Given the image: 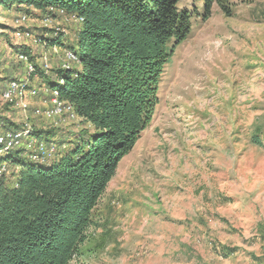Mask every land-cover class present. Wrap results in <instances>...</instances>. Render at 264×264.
<instances>
[{
    "label": "rangeland",
    "instance_id": "374dc122",
    "mask_svg": "<svg viewBox=\"0 0 264 264\" xmlns=\"http://www.w3.org/2000/svg\"><path fill=\"white\" fill-rule=\"evenodd\" d=\"M180 6L191 12L188 35L164 64L152 118L118 162L69 264H264V0L214 2L206 18L200 2ZM78 22L0 10V93L11 81L36 90L0 96V118L28 133L22 144L35 143L33 129L51 134L46 161L22 147L34 161L57 159L91 130L67 114L46 117L47 87L26 71L76 66L64 51ZM47 30L64 44L39 42ZM23 47L32 62L20 60ZM15 174L7 165L8 185Z\"/></svg>",
    "mask_w": 264,
    "mask_h": 264
},
{
    "label": "trees",
    "instance_id": "16d2710c",
    "mask_svg": "<svg viewBox=\"0 0 264 264\" xmlns=\"http://www.w3.org/2000/svg\"><path fill=\"white\" fill-rule=\"evenodd\" d=\"M194 1L204 18L212 3L221 5ZM11 8L35 16L60 12L79 21L74 45L67 47L76 66L44 72L32 64L28 79L36 76L48 93L57 92L91 130L51 162L31 160L23 148L0 155L16 172L13 185L6 173L0 178V264H69L118 162L152 118L163 66L187 37L191 12L180 0H0V10ZM47 32L38 34L44 46L64 44L57 32ZM16 52L32 62L27 48ZM1 129L20 130L5 118ZM30 135L35 142L52 140L34 129Z\"/></svg>",
    "mask_w": 264,
    "mask_h": 264
},
{
    "label": "bare ground",
    "instance_id": "6f19581e",
    "mask_svg": "<svg viewBox=\"0 0 264 264\" xmlns=\"http://www.w3.org/2000/svg\"><path fill=\"white\" fill-rule=\"evenodd\" d=\"M16 34H17V36L22 35L20 32H17ZM64 52H65L66 59H75L76 58L72 51L67 50ZM19 57H20L21 61L22 60L27 61L26 56L20 55ZM41 66H42V70H44V72L47 71L49 68L46 63L44 65L42 64ZM68 66L63 65L62 67H68ZM26 71H27V78H28V75L31 74L32 72H34L33 65L31 64L30 66H28ZM28 85L29 84H27V82L24 83L22 81H19L16 83L15 81H11V82L7 83L5 88L1 91L0 96H1V98L7 99V100L22 97L25 94L29 95V96H35L36 90L34 88H30V87L28 88ZM42 90L44 92H47V94H48V91L46 89L42 88ZM49 94H50V97H49L50 108L46 109L44 111V115L46 117H51V116L57 117V116H61L63 114H67L70 118H76V115L74 113L73 108L71 106H69L67 103H65L64 101H62L61 99H59L57 97L58 96L57 92L52 91ZM27 134L28 133H26V131H24V132L1 131L0 132V155H2V153L4 151L6 152L9 148L13 149V148L25 147L31 153V156L33 158H35V159L39 158L43 161H46L47 158L51 156V152L47 151V149L45 148V146H47V145L44 142L38 141V142L34 143L33 141L30 140L24 144L21 143L22 142L21 137H23V136L26 137ZM30 137H31V135H30ZM52 148H53V146H52ZM6 171H7V167H6L5 162L0 161V178L2 175H4L6 173Z\"/></svg>",
    "mask_w": 264,
    "mask_h": 264
},
{
    "label": "built area",
    "instance_id": "2783aa9c",
    "mask_svg": "<svg viewBox=\"0 0 264 264\" xmlns=\"http://www.w3.org/2000/svg\"><path fill=\"white\" fill-rule=\"evenodd\" d=\"M31 64H29L28 66H30Z\"/></svg>",
    "mask_w": 264,
    "mask_h": 264
}]
</instances>
